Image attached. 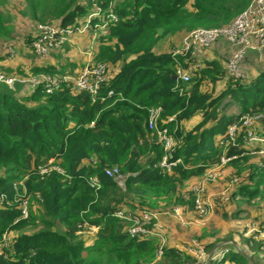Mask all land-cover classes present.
Listing matches in <instances>:
<instances>
[{"label": "trees", "instance_id": "1", "mask_svg": "<svg viewBox=\"0 0 264 264\" xmlns=\"http://www.w3.org/2000/svg\"><path fill=\"white\" fill-rule=\"evenodd\" d=\"M9 1L0 0V6ZM23 1L30 22L63 27L77 24L91 7L89 0ZM249 2L99 0L104 13L112 10L119 20L98 38L96 62L109 66V77L97 98L78 92L71 80L52 92L41 83L25 96L0 83V197H5L0 242L7 229L20 230L2 246L0 264H102L105 256L141 264L161 247L155 220L145 225V232L132 235L133 216L122 219L116 212L140 214L152 209L149 199L158 197L194 208L195 194L186 196L182 190L210 167L224 165L223 157L231 158L226 165L241 178L230 200L264 202V145L249 148V128L243 125L245 116H264V70L254 78H236L226 69L230 56L200 61L191 52L158 49L177 34L231 23ZM6 22L0 9V31L14 36ZM179 66L189 70L190 81L175 77ZM64 68L44 64L34 72L63 75ZM232 106L237 110L229 112ZM155 108L161 109L158 128L168 129L176 142L171 152L150 128ZM235 124L238 131L232 136L229 130ZM106 168H117L125 184ZM24 191L37 198L41 209L30 220L15 223L22 209L9 203ZM36 220L40 229L23 230ZM91 226L97 237L87 244L82 234ZM245 235L244 244L261 257L264 239ZM225 241L204 244L209 264H259L239 243ZM162 250L166 260L161 264H203L169 244Z\"/></svg>", "mask_w": 264, "mask_h": 264}, {"label": "built area", "instance_id": "2", "mask_svg": "<svg viewBox=\"0 0 264 264\" xmlns=\"http://www.w3.org/2000/svg\"><path fill=\"white\" fill-rule=\"evenodd\" d=\"M91 7L86 16L82 17L81 21L75 25L63 27L60 24H43L39 22L34 23L31 39L29 43L36 56L41 58H47L51 56L55 50L62 49L68 43H72L73 39L78 34H84L86 32H92L94 38L98 40L101 32L106 31L110 23L117 22L119 16L116 12L110 10L104 13L103 8L99 4V0H89ZM226 42L231 50V55L226 62L227 71L236 78H245L247 73L246 61L250 50H264V0H250L249 4L238 14V16L229 24L218 28H196L194 30L186 32L182 37V45L179 49L175 50V54H187L191 52L193 56H198L204 49L211 47L218 42ZM16 48L9 46L7 53L10 57L16 56ZM177 79L183 82H188L191 79L189 70L179 66L177 68ZM109 66L103 62L92 61L86 65L80 73L77 80L74 82L75 89L78 92L85 91L96 97L99 95L103 84L108 80ZM67 78L43 74L39 76H32L28 79L15 78L10 75H6L0 70V82H3L9 86H14L16 81H21L24 85L31 89V93L35 92L37 86L41 83L45 84L48 92H52L58 88L63 81H67ZM113 91H109L108 95H112ZM102 100L105 98L102 97ZM160 108L151 110L150 116V128L158 132L159 141L164 145L167 152H171L176 142L170 135L168 129H159L157 121L160 115ZM94 121L91 122V126L94 125ZM243 125L247 126V146L256 147L258 144L264 145V116L258 115L255 117L245 116L243 118ZM238 131L237 124L230 127L229 133L235 136ZM252 149V148H251ZM231 158L223 157L222 164L227 163ZM167 164V156L163 162V165ZM47 169L43 168V172ZM108 175H116L118 183L120 185L125 184V178L119 174L117 168H106ZM218 173L211 174L210 177H216ZM234 185L237 186L239 179L235 177L232 179ZM233 185V186H234ZM193 190L201 192L202 187L193 186ZM235 187L227 194H220L217 197L220 203H226L230 200L231 193ZM26 193V192H25ZM21 193H18L19 195ZM27 195V194H26ZM4 196L0 197V205L4 203ZM18 199V197H17ZM195 206L197 210L203 214L208 211V204L204 197L199 195L195 199ZM22 216H27L29 211L26 206L21 207ZM176 214L180 215L179 209H176ZM117 217L127 219L131 216L134 218V223L130 226L129 230L132 235L145 232V225L152 220H156L155 214L144 211L138 214L129 210H119L116 212ZM156 228V226H155ZM158 236H161L158 228L155 229ZM153 233V230L152 232ZM255 234L259 239H264V224L258 226L249 227L247 235ZM6 239V238H5ZM11 239L8 237L4 242H0V254L2 253V246ZM196 244L195 242H193ZM191 248L193 245L190 246ZM198 248L199 246H194Z\"/></svg>", "mask_w": 264, "mask_h": 264}, {"label": "rangeland", "instance_id": "3", "mask_svg": "<svg viewBox=\"0 0 264 264\" xmlns=\"http://www.w3.org/2000/svg\"><path fill=\"white\" fill-rule=\"evenodd\" d=\"M0 9L7 18L6 25L14 32V36H7L0 31V53L4 50L7 51L9 46H12L16 48V56H18L13 65L2 66L0 62V70L6 75H10L15 78L28 79L34 75H43L44 73L40 74L39 72H34L33 66L37 62L36 54L33 52L30 44L27 43V39L32 36V33L31 35H28V32L33 30L35 22H30L31 18L27 16L28 8L26 2L23 0H10L7 4L1 5ZM179 40L180 35L167 39L162 44L160 50L168 51L172 45L174 48H178ZM68 44L71 45V43ZM57 51L59 50L52 52L53 57L50 58L51 61L53 60L57 62L60 59L57 57L58 54L55 56L53 55V53ZM61 61L66 64V71L63 75L57 74L51 76L58 79L60 77H64L75 82L83 69L79 67L70 69L67 64L69 63L70 65V61H72L73 63H78L82 66L83 57L78 54H70V56L62 58ZM248 64L247 60V73L249 72ZM27 86L28 85H25L26 88L22 91L30 93L31 89ZM10 87L12 89L15 88V86ZM250 148H253V146H250ZM215 173H218L216 177H210L211 174ZM232 173L233 169L229 168L225 163L222 166L219 165L210 167L206 174L197 177L193 181L186 184L185 189L182 190L183 195L187 196L188 192H192L196 197L202 195L208 204V211L203 214L197 210L196 206L192 209H187L181 205H171L169 203L171 201H169L168 198L158 197L149 199L152 209L147 212L155 214L157 218L159 216L163 224H167V228L164 233L159 231L162 235L159 236L157 243L160 244L161 247L156 250L151 258L142 260L141 264L163 263L166 258L164 257L162 249L164 245H167L171 241V237L176 241H180L178 243L180 247L185 245L183 242L187 243L188 245L183 247L182 252L194 255V257L198 258L196 261L202 262L203 264H209L208 254L205 252L203 247L204 244L225 240L224 244L228 242L239 243V246L247 256L252 255L253 259L257 263L259 262V264H264V252L261 257L258 258V253L256 254L254 249L251 250L246 244H244L243 238V236H246L245 233L248 227L255 226L258 228V226L264 224V203H258V199H254L252 202L246 200L242 202L240 201V198L233 197L229 200L230 202L228 201V204L227 202L222 206L220 204H216V208L211 210V195L215 194V197L220 194H227L233 187H236L232 179L235 177L239 180L241 179L239 176ZM193 186H200L203 189L201 192H198L193 190ZM17 197V201L14 203L10 202L9 206L23 207L24 204L29 213L27 216H22L21 214V216L15 220V223H18L20 220H30L32 212L38 215L41 206L38 203L37 198L26 195L25 191L24 193L17 195ZM240 205L242 209H240ZM176 209H179L181 216L176 214ZM34 225H28L27 227H24L23 230L25 229L26 232L32 233L42 227L41 223L37 220ZM19 233L20 230H12V228H9L4 232L2 240L4 241L8 237L12 238L14 235ZM96 237L97 228L94 226H91L82 234V238L87 242V244H94ZM191 245H193V247L199 246V249L193 247L191 248ZM101 262L102 264H122L118 261L115 262L113 258L108 256L102 258Z\"/></svg>", "mask_w": 264, "mask_h": 264}, {"label": "crops", "instance_id": "4", "mask_svg": "<svg viewBox=\"0 0 264 264\" xmlns=\"http://www.w3.org/2000/svg\"><path fill=\"white\" fill-rule=\"evenodd\" d=\"M28 31V30H27ZM26 31V32H27ZM185 33H180L177 34L175 36L169 37L167 39H171L174 38L176 36L180 35V40H179V47L178 48H174V46L172 45L171 48L173 50H177L181 47L182 45V37ZM28 35H30V31L28 32ZM164 39L160 44H159V51L161 49L162 44L167 40ZM28 43V40H27ZM72 45V46H71ZM70 44H66L65 46H63L62 49H59V51L53 53V55L55 56L56 54L58 57V61H51L50 58L53 57L52 54L51 56L47 57V58H41L39 56H36V64L33 66L37 67V66H42L44 64H63L65 67V63L61 61L62 58H65L67 56H70V54H78L81 55L83 57V63L82 66H80L78 63H73L72 61H70V65L69 63L67 64L70 69L73 68L71 66V64H74L75 67L74 68H84L86 65H88L90 62L92 61H97V56L99 55L100 52V44L99 41L94 38L93 33L92 32H86L84 34H78L75 39L73 40V42ZM169 50H172V49ZM168 50V51H169ZM56 51V50H55ZM162 51V50H161ZM231 55V50L229 45L226 42H218L214 45H212L209 48L204 49L197 57L200 61H205V60H222L225 61L226 59H228V57ZM18 56L15 57H10L7 53V51H3L0 53V62L2 66H9V65H13L14 62L17 60ZM247 60H248V75L250 78H254L256 75H258L261 71L264 70V50H250L247 56ZM227 62V61H225ZM226 64V63H225ZM32 68V69H33ZM66 69V68H64ZM42 74V73H40ZM3 83V82H0ZM15 87H17L18 89H20V94L19 96H25L28 95L30 93L22 91L23 89H25V85L21 82V81H16V83L14 84ZM237 110L236 106H232L229 110V112H234ZM229 168L233 169L232 167L228 166ZM234 172V169H233ZM237 189V188H236ZM215 194L211 195V202H210V206H211V210L216 208V204H217V197L215 196ZM242 202H244V200H240ZM264 203V202H263ZM240 209L241 205L239 206ZM238 209V208H237ZM181 216V215H178ZM155 226L156 228H158V231L161 232H166V228H167V224H163L162 220L160 219V217L158 216V218H156L155 220ZM249 227L246 230L248 231ZM250 235V234H249ZM181 240V239H180ZM182 241V240H181ZM180 241H176L175 239H172L171 237V241L168 243L171 246H174L176 248H179L180 250L183 249V247L187 246L188 244L183 242L185 245L183 247H180L178 245ZM211 243V242H210Z\"/></svg>", "mask_w": 264, "mask_h": 264}, {"label": "water", "instance_id": "5", "mask_svg": "<svg viewBox=\"0 0 264 264\" xmlns=\"http://www.w3.org/2000/svg\"><path fill=\"white\" fill-rule=\"evenodd\" d=\"M177 78V76H175Z\"/></svg>", "mask_w": 264, "mask_h": 264}]
</instances>
